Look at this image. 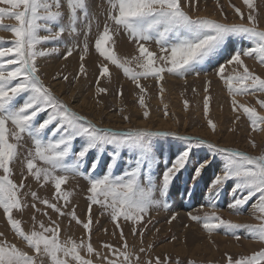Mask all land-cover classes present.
<instances>
[{
	"label": "snow or ice",
	"instance_id": "obj_1",
	"mask_svg": "<svg viewBox=\"0 0 264 264\" xmlns=\"http://www.w3.org/2000/svg\"><path fill=\"white\" fill-rule=\"evenodd\" d=\"M193 2L106 0L108 7L103 31L94 47L108 63L99 65L96 83L99 85L100 77L109 76V63L122 69L124 76L139 89V106L144 109L143 117L148 119L149 111L144 102L146 88L140 83L142 78L153 79L162 94L165 89L161 81L165 74L185 79L189 75L207 76V69H212L231 98L233 119L227 131H236L237 122L245 118L250 128L247 143L255 150L258 146L252 133L264 132V115H260L256 107L238 104L236 97L264 96V78L250 70L244 59H253L264 68V30L258 26L257 4L254 0H243L249 10L246 18L239 8L230 5L240 22L229 23L222 8L223 22L191 15L184 8ZM217 7H221L219 3ZM21 8L22 11H17ZM4 19L15 20L16 26L4 25ZM93 23L99 28V21L90 13L88 0H0V31L10 32L15 38L10 43L0 40V209L14 235L36 254L29 255L16 245L0 240V264H93V255L104 264H141L139 254L150 251L152 245L147 249L141 246L138 252L131 251L123 228L127 226L133 237L139 235L142 244L146 225H140L144 217L150 215L152 209L169 210L167 196L176 184L185 186L190 199L203 185L210 213L205 212L203 216L189 213L188 218L199 224L205 233L211 235L223 229V234L233 239L245 238L264 244V148L259 155H250L177 132L145 129L114 132L99 128L86 117L71 111L44 83L37 60L55 56L62 46L66 49L62 55L64 60L72 56L74 50L80 51L78 71L73 78H87L85 61L90 53L88 35ZM81 26L83 40L73 46L66 45L64 34L76 39L81 36ZM41 32L45 34L41 35ZM121 32L136 45L139 55L132 59L143 69L141 72H131L125 66L126 60L121 61L104 46ZM152 44L155 49L150 48ZM45 45L49 46L43 47ZM58 76L53 80H58ZM62 78L69 79L68 75ZM210 84L211 81H206L203 89V111L207 128L216 135L217 124L209 117ZM95 91L100 95L107 89L97 86ZM256 103L264 109V99H257ZM184 107L187 111V101ZM164 115L168 116L166 110ZM123 119L127 121L128 117ZM25 137L32 147L20 159L18 149L23 146L21 142ZM161 138L164 143L160 142ZM125 153L131 154V163L125 162L123 170L117 172ZM16 163L21 165L19 184L12 179V166ZM28 177L41 187L51 184L55 189L53 196L39 197L25 184ZM70 177L86 181V219L78 217L74 206L67 210L72 193L62 190L61 186ZM189 182L190 189L187 187ZM226 188L231 197L227 207L233 214L241 215L239 209L251 203L253 216L259 223L235 224L216 214L219 211L216 201ZM28 196L34 210L33 229L25 232L22 221L16 219L13 212H22L29 207L24 199ZM94 205L99 206L102 215L109 217L114 236L119 230V239L123 242L119 248L106 242L102 244V248L116 259L102 256L91 243ZM48 210L57 214L56 220ZM36 213L46 216L47 224L38 221ZM65 216L82 228L86 239L79 242L71 237L60 239L58 221ZM176 218L177 214H173L168 223ZM147 223H152L151 219ZM241 228L247 230V236L238 233ZM82 252L88 258L82 256ZM144 264H170V258L157 256ZM227 264H264V249L235 260L228 256Z\"/></svg>",
	"mask_w": 264,
	"mask_h": 264
},
{
	"label": "rangeland",
	"instance_id": "obj_2",
	"mask_svg": "<svg viewBox=\"0 0 264 264\" xmlns=\"http://www.w3.org/2000/svg\"><path fill=\"white\" fill-rule=\"evenodd\" d=\"M212 1L214 3V7L217 8L219 14L222 8L224 14L227 16V22L229 23L240 22L239 18L235 16L233 7L231 6L239 8L241 12L244 14L245 18L248 15L249 10L243 4V0H212ZM97 2H98L97 4L98 6L96 7L97 8L96 11L97 12L99 11V13L96 14L97 18L96 17L95 18L96 20L99 21V28H97L95 23H93L91 31L88 35V43H89L90 51H92V53H94V55H96L98 58V60H95L94 65L96 69H98V72H99V65L102 62L103 63H108V62L103 61V58L100 57L99 54L95 51L94 45H95V40L98 38L99 33L103 31L104 16L107 11L108 5L106 3V0H98ZM194 2H193L194 7L198 8L197 7L199 6L198 1H196L195 3ZM254 2L257 4V8H258V22H259L258 26L261 30H264V0H254ZM217 3H219L221 7H217ZM187 8L191 9L190 5L187 6ZM17 11H22V8L17 9ZM64 11L66 12V8L64 9ZM2 23L6 26H16L17 22L15 20L4 19ZM80 31H81V36L75 39L76 42L74 43V45L78 41L83 40L84 29L82 26L80 27ZM40 34L44 35L45 33L41 32ZM117 36L118 37L122 36L124 39H126L127 42H129L127 36H125L122 32ZM64 38L69 39L70 37L67 35V33H65L63 36V39ZM14 39L15 38L11 35L10 32L0 31V40H2L3 42L10 43L14 41ZM129 44L133 46V48L135 49V52L128 54V55H123L121 53H118L116 50L115 44L112 41H109L104 46L106 48H110L121 61L126 60L127 63L125 66L128 67L131 72L133 73L141 72L143 69L137 64L135 60L132 59L133 56L139 55V53L136 51V45L131 42H129ZM47 46L49 45H45L43 47H47ZM80 46L82 47V44ZM38 47H41V46H38ZM150 48L155 49V45L152 44ZM63 49L64 47L62 46L60 53L56 54L55 57L53 56L54 59L58 57L57 55L61 54ZM74 52L80 53L78 49L74 50ZM244 59H245V64L248 66L250 70L254 71L256 74L264 78V68H261L259 64L253 59H250V58H244ZM108 66H109V76L104 81V84L100 83L99 85H97V83H95V87L96 86L104 87L107 89V92L100 94L102 98L101 103L95 104L96 106L100 105L99 106L100 108L93 107L94 109L93 111L94 112L96 111V113H99L97 109L98 110L100 109L99 111H101L103 109L108 108L107 110L101 111L104 114V115L103 114L101 115V118H106L105 114L107 112L114 114L116 111L119 116L128 117V120L126 122L124 120L125 124H128V122L131 121L130 119H133V121H131L127 125L128 127H126L125 130L120 127L119 130H124V131H117V130L114 131V129H111L112 131L125 132V131H128L129 129H145L146 128L145 130L149 129L150 131L177 132L181 135L201 136L198 134L195 135V133H189L191 132L192 129H198V130H202L207 135L206 137H204L203 135L202 138L203 137L207 138L208 140L214 143H217L219 145L221 144L222 146L235 148L237 150H243L245 152L247 151L251 152L252 155H259L261 149L264 148V132H261L258 134L252 133V138L255 139V142L257 143V146H258L257 149L253 150L250 147L251 150H249V148H246L245 144L246 145L248 144L247 140L249 139L248 134L250 132V128L247 125L246 119L243 117L241 121L237 122V124L235 125L236 131L234 132L227 131V129L232 126L231 121L233 119V113L231 111V98L227 95L226 86L223 84V82L219 78L213 75L212 69H207V72H208L207 76H205L204 74H201L200 76L189 75L185 79L173 78L165 74L164 79L161 81V85L164 88L167 84H170L169 82L173 81V80L172 81L166 80L168 77L170 79L182 81L181 84H177V83L174 84L172 82L174 86L171 83L172 84L171 88L174 87L173 91L171 92H174V95L176 96L174 98L175 100L173 99V101H171L172 98H169L172 96H170L167 93L168 92L167 90H165L166 92L164 91L165 93L164 92L162 94L160 93L159 87L156 86L155 81L153 79L151 78L143 79L142 78L140 80V83L142 86L146 88V94L144 96L145 107L149 111V116H150L148 119H145L143 117L144 109H142L139 106V89H137L135 86H134L135 90L133 94H131L130 92L128 93V91H126L127 89L125 90V87L121 86L119 95H121L120 97L122 96L124 97L122 100V106L116 107L115 106L116 104L114 103V101H111L110 97H113L112 96L113 94L110 93V89L112 87L108 86V81L111 78L110 77L111 75L110 67H113L112 69H116L118 73L120 74V76L123 77L126 81H129V83H132V82L127 77L124 76L122 69H119L115 65H112L110 63L108 64ZM9 67H12V66H9ZM228 71L229 72L231 71V67H229ZM63 75H68L65 72V70L59 71L53 77L58 76V79H60V81L66 84V86L74 85L73 80H71L72 78H69L67 81H65L62 78ZM163 81L166 84H164ZM206 81H211V84H210L211 100L209 104V117L217 124V134L216 135H213L210 132V130L207 128L206 120L204 118L203 89L205 87ZM149 83H151V85ZM193 89H196V91L193 92ZM175 90L177 91L175 92ZM72 95L74 96L75 94H72ZM257 99H264V96L253 97L251 95H246V96L236 97L238 104H244L246 106L256 107L257 112L260 115H264V109H260L259 105L256 103ZM185 101L188 102L187 111L185 110V107H184ZM164 105L166 108L163 107ZM131 108L138 110L141 113L139 114L140 116L138 115V113L134 114ZM164 109L166 111L168 110L169 112L167 116L168 118H172L169 116H172V114H174L175 118L177 119V122H176L178 125L177 128H174L171 130H169L170 128H166L167 130H165L164 128L157 127L158 126L156 124L157 121H155L157 117L158 118L164 117L165 119L167 118L164 115V112H165ZM80 112L83 113L85 117L89 115L91 118H93L92 115L88 114L87 112L86 113H84L83 111H80ZM122 112H124L125 115ZM179 113L183 114V116L180 115ZM178 114L180 115V117L178 116ZM152 117H153V120H152ZM183 118L185 119V124H183L182 122ZM144 120L145 121L147 120L148 126L147 125L141 126L135 123V121L139 123V121H144ZM149 127L152 129H150ZM160 142L164 143L163 138H161ZM21 143L23 146L20 147L18 151H19V158L23 159L27 155V152L32 147V145H31V141L27 137H25ZM243 145L245 146L244 148H242ZM130 155H131L130 153L124 154V158L121 162L120 169H118L117 172L123 170V168L125 167V162L128 164L131 163V161L129 160ZM12 167L14 171V175L12 176V179L14 180V182L19 184L21 180V175H20L21 165L19 163H16ZM160 168L161 169L163 168V164L160 165ZM24 171L26 173V168L24 169ZM24 182L25 184L30 186V189L32 191H36L38 196L41 198H51L55 192V189L53 188L51 184H45L43 187H41L31 177H28ZM177 185H179L178 188H176ZM187 187L189 189L191 188V182H189ZM61 188L62 190H66L72 193V196L70 197V204L67 210L70 211L71 208L74 206L78 217L81 219H86L88 215V209H87L88 193L86 191V188H87L86 181L79 177H76V178L70 177L67 180L66 184L62 185ZM184 188H185L184 185L176 184L170 189L168 196H167L168 203L170 205V208L168 211H165L163 208L152 209L150 212V215L144 217V220L142 224L140 225L141 227L143 225H146V227H144V236L142 238V241H143L142 244H141V237L139 235L133 237V235L131 234L127 226L123 228L124 234L127 238L129 249L131 251L138 252L141 246L147 249L149 245H152V249L150 251L139 254L141 264H144V261L149 260V259L154 260L155 257L157 256L161 258H163L164 256H168L170 258V264H177V262H179V264H188L189 261H192L193 264H227L228 256H231L233 260H235L237 258L250 256L253 253L264 249V244L260 242H256L251 239H245V238L236 240V239L231 238L230 236H225L223 234V229H220L211 235H208L207 233H205L199 224L193 223L188 218L189 213H191L192 215H199V216H203L205 212L210 213V209L206 206L208 204V199H207L206 192L203 190V185L199 186L196 189L191 199L189 198L188 194L185 192ZM23 191H28V189H24ZM24 199L27 201L29 207L25 208L22 212H16L14 210L13 215L16 219H19L22 221L21 226L23 230L25 232H30L33 229L32 216L34 214V210L30 207L32 203L31 197L30 196L24 197ZM230 200H231V197L229 195V190L226 188L224 192L220 195L218 200L216 201L217 208L219 209V211H217L216 214L219 215L222 219L226 221H230L235 224H241V225H254V224L259 223L258 219L254 218L253 216V207L251 203H249L246 207L239 209V211L242 213L241 215H234L232 210H230L227 207ZM37 206L40 208H43V205L38 204ZM201 206H204V207L202 208ZM101 211L102 210L99 208L98 205H94L91 211V216L94 221L92 235H91V243L93 244L96 251L100 252L102 256L106 255V256H109V258L111 259H116L115 255L110 254L107 249L102 248V244L106 242L110 244L113 248H119L123 242L120 241L119 239V230H116L115 236L113 235L114 226L110 222L109 217L107 215H102ZM48 212H49V215H51L53 220L57 219V214L52 213L51 210H48ZM173 214H177V218L173 220L171 223H168V220L171 218ZM36 219L38 221L43 220L46 224L48 222L47 217L42 216L39 213H36ZM149 219H151L152 223H147ZM97 221L98 223H96ZM58 222L60 223V227H61V233H60L61 240H65L68 237L73 238L77 242H79L80 239L82 238L86 239L82 228L79 225H77L74 221L70 222L69 217L67 216L60 217ZM185 225H187V227H185ZM37 228H38V225H37ZM105 229L107 230L106 232H105ZM237 231L242 237H245L248 235L247 230L244 228H241ZM0 233H3V236L0 237V240H6L9 244L16 245L17 248L28 252L29 255H32V256L36 255L34 252L31 251V249H29L25 245L24 242L18 239L14 235V233L11 231L10 226L7 224V220L3 216L2 209H0ZM191 236L197 238L201 243L205 244V245L203 244L204 246L200 245L199 247L200 250H197L198 252L194 249L195 248L193 246L194 239H192ZM173 237H175V239H173ZM230 242L234 244L231 245L229 244ZM178 246H180L179 249L181 248L183 249L177 250ZM227 246L230 249H226ZM230 246H232V248ZM206 247L209 248L210 252H208V248ZM81 255L84 256L85 258H88L86 254L83 252L81 253ZM91 259L93 260V264H104V262L98 259L95 255H93Z\"/></svg>",
	"mask_w": 264,
	"mask_h": 264
},
{
	"label": "bare ground",
	"instance_id": "obj_3",
	"mask_svg": "<svg viewBox=\"0 0 264 264\" xmlns=\"http://www.w3.org/2000/svg\"><path fill=\"white\" fill-rule=\"evenodd\" d=\"M98 0H88L89 2V10H90V13L93 17H96V14L99 13V11L97 12V2ZM195 2L198 1V5L197 6L198 8H195L193 3L190 4V8L191 9H188L187 6L184 8L185 11L189 12L191 15L193 16H206L210 19H216V20H222V17L220 16L217 8L214 7V3L212 0H194ZM194 2V3H195ZM207 2V3H205ZM101 17V16H100ZM97 18V17H96ZM66 43V45L68 46H73L74 43L76 42L75 39L73 38H64L63 39ZM113 41H114V44H115V47H116V50L118 53H121L123 55H128V54H131V53H134L135 52V49L133 48V46L131 44H129V42L126 41V39H124L122 36L121 37H118L117 35H115V37H113ZM112 41V42H113ZM65 47L64 49L62 50L61 54L57 55L58 57H56L54 59V57H45V58H39L37 60L40 68L42 69V72H41V76H42V79L44 80V83L48 86H50L52 88V91H53V94L61 101H63L64 103H66L68 105V107L70 108L71 111L77 113L78 115H81V116H84L85 115L83 113H81L80 111H83L84 113H88V114H91L93 118H91L89 115L86 116L87 119H89L93 124H95L97 127L99 128H110V129H114V131H124L126 127H128L127 125L133 121V119H130L131 121L128 122V124H125L124 123V119H122L123 117L122 116H119L117 114V112L115 111L114 114H111L109 112H107L105 114L106 118H101V115L103 114V110H107L108 108L106 109H103L101 111H99L97 109V111L99 113H96V111L94 112L93 110V107H99L100 105H95V104H100L101 103V95H96V87H95V83H96V78L97 76H99V72H98V69H96L95 65H94V62L95 60H98L97 56L94 55V53H92V51H90L89 55L87 56L86 58V67L88 69V76L87 78H84V77H81L80 79H74L73 77L75 76V73L78 71V67H79V56H80V53H77V52H74L73 51V55L68 57L67 60H64L62 58V55L65 51ZM109 67V66H108ZM113 67H110L111 69V75H110V80L108 81V86L112 87L110 89V93H112L113 97H110L111 98V101H114V104L116 107H120L122 106V100H123V96L120 97L121 95H118L117 93H120V88L121 86L125 87V90L128 91V93L130 92L131 94L134 93V86L135 84L133 83H129V81H126L123 77L120 76V74L118 73V71L116 69H112ZM61 70H65V72L68 74V77L69 78H72L71 80H73V84L74 85H70V86H66V84H64L62 81H60V79L58 80H53V76L56 75L59 71ZM107 79V77H100V83L101 84H104V81ZM166 80H170L172 81L174 84H181L182 81H177V80H174V79H170L169 77L166 79ZM164 82V81H163ZM172 82H169L170 84H167L165 86V90H167L168 94L172 97H169V98H172L171 101H173V99L176 97L174 95V92H171L173 91V88L172 87ZM99 83V84H100ZM172 83V84H171ZM151 85V83H149ZM164 84H166L164 82ZM173 84V86H174ZM177 90H175L176 92ZM166 92V91H165ZM164 92V93H165ZM72 94H75L74 96ZM117 94V95H116ZM167 94V95H168ZM130 95V94H129ZM76 96V97H75ZM119 96V97H117ZM163 96V95H162ZM134 97V96H133ZM157 97V96H156ZM164 98V97H163ZM157 99V98H156ZM155 100V99H154ZM175 100V99H174ZM178 100V99H177ZM159 101V100H158ZM154 102V101H153ZM167 102V101H166ZM178 102V101H177ZM176 102V104H177ZM113 103V102H112ZM164 103V102H163ZM174 103V102H173ZM159 104V103H158ZM110 105V104H109ZM108 105V106H109ZM169 105V104H168ZM173 105V104H172ZM124 106V105H123ZM128 106V105H127ZM130 106V105H129ZM165 107V105L163 106ZM173 107V106H172ZM100 108V107H99ZM105 108V107H104ZM126 108V106H125ZM166 108V107H165ZM102 109V107H101ZM121 109V108H120ZM132 109V108H131ZM175 109V108H174ZM124 110V109H123ZM160 110V109H159ZM165 110V109H164ZM182 110V109H181ZM92 111V112H90ZM132 111L134 112V114H141L138 110L136 109H132ZM120 112V111H119ZM131 112V111H130ZM168 112V110H167ZM171 112V111H170ZM178 112V111H177ZM124 113V112H122ZM129 113V112H128ZM157 113V112H156ZM159 113V112H158ZM173 113V112H172ZM133 114V115H134ZM169 114V112H168ZM180 114V113H179ZM178 116L180 117V115L183 116V114H180ZM104 115V114H103ZM125 115V113H124ZM158 115V114H157ZM161 115V114H160ZM135 116V115H134ZM140 116V115H139ZM152 116V115H151ZM122 117V118H121ZM136 117V116H135ZM150 117V116H149ZM157 117V116H156ZM169 117H172V118H161V117H157L155 121L156 124L158 125L157 127L158 128H164L165 130H167L166 128H170L169 130L171 129H174V128H177V119L175 118L174 114H172V116H169ZM101 118V119H100ZM97 121H95V120ZM151 119V118H150ZM137 120V119H136ZM152 120H153V117H152ZM99 122V123H98ZM126 122V121H125ZM182 122L183 124H185V119L183 118L182 119ZM181 122V123H182ZM135 123L141 125V126H145L147 125V120L145 121H139ZM108 125V126H107ZM151 125V124H150ZM149 125V126H150ZM180 125V124H179ZM148 126V125H147ZM154 126V125H153ZM114 127V128H112ZM121 128H123L124 130H119ZM131 127V126H130ZM143 128V127H142ZM150 128V127H149ZM146 129V128H145ZM152 129V128H150ZM149 130V129H148ZM178 130V129H177ZM181 131V130H180ZM185 132V131H184ZM189 132V131H188ZM186 133V132H185ZM189 133H195V135H201V136H192V137H197L199 139H204V140H207V141H210L208 140L207 138H204L206 137L207 135L202 131V130H198V129H192L191 132ZM204 135V137L202 138V136ZM189 136V135H188ZM212 142V141H211ZM214 143V142H213ZM220 146H222L220 144ZM246 148H249L250 149V146L247 144H245ZM243 145L242 148L245 147ZM240 151H243V150H240ZM245 152V151H244ZM250 155L251 152H248ZM179 185L176 186V188H178ZM247 216V215H246ZM249 217V216H248ZM241 219V218H240ZM242 221V220H241ZM196 234V233H194ZM192 239H194L193 241V246L195 247L194 249L197 251V250H200V245L202 246L204 243H201L197 238L191 236ZM226 240V239H225ZM232 242V240H231ZM229 243L231 245H233L234 243ZM228 244V243H226ZM247 244V243H246ZM168 245V244H167ZM205 245V244H204ZM203 245V246H204ZM197 246V247H196ZM166 247V246H165ZM168 247V246H167ZM224 247V246H222ZM232 248V246H230ZM169 248V247H168ZM180 246L177 247V250H181L179 249ZM208 248V247H206ZM204 248V249H206ZM226 248V247H225ZM226 249H230L228 246ZM206 251V250H205ZM198 252V251H197ZM208 252H210L209 248H208Z\"/></svg>",
	"mask_w": 264,
	"mask_h": 264
}]
</instances>
